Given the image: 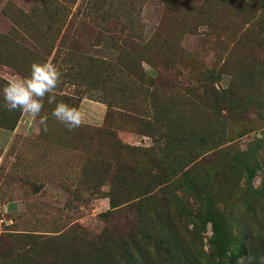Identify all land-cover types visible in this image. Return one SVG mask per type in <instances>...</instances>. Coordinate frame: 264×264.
<instances>
[{
    "label": "rangeland",
    "instance_id": "rangeland-1",
    "mask_svg": "<svg viewBox=\"0 0 264 264\" xmlns=\"http://www.w3.org/2000/svg\"><path fill=\"white\" fill-rule=\"evenodd\" d=\"M263 60L264 0H0V264H236L244 238H264V120L252 109ZM34 61L59 70L53 95L79 127L57 121L47 97L46 126L7 110L3 86ZM186 79L228 88L250 122L195 104ZM153 117L158 145L182 124L202 144L163 168L178 209L197 216L174 235L153 216ZM249 249L257 264L264 247Z\"/></svg>",
    "mask_w": 264,
    "mask_h": 264
},
{
    "label": "trees",
    "instance_id": "trees-1",
    "mask_svg": "<svg viewBox=\"0 0 264 264\" xmlns=\"http://www.w3.org/2000/svg\"><path fill=\"white\" fill-rule=\"evenodd\" d=\"M62 11H64L63 8ZM54 14L56 13L54 12ZM257 67L260 68L259 70L261 71L260 74L262 78V87L264 89V60L258 63ZM254 74L256 75V73ZM210 75L212 76V74ZM210 75L209 78L211 77ZM157 80V78L154 79L153 83H155ZM186 80V84L178 85V87L185 94H187L195 102V104L205 107L206 109L214 108V111L217 107L223 105L220 110L223 111L224 115L221 116L219 113L217 115L219 118L226 117V119L233 120L234 124L250 122L246 118L248 113L246 107L248 104L244 103V100L239 97L235 98V95L232 94L228 88L225 91H216L213 89L211 84L210 86L204 85L198 87L197 85L191 84L188 79ZM252 80L253 77L250 81ZM224 94L227 95L225 96ZM259 95V98L252 104V109H254V120L263 122L264 93L261 92ZM155 124L156 119L153 117V133L151 132L150 134L153 135L152 147L148 149V154L146 155V164L149 168L148 170L153 173L150 175L151 179L149 182L153 191V210H156L153 211V216L159 223L163 224L174 235L176 231L178 232V228L182 229V227L186 226L187 221L189 222L192 218L197 220V216L192 205L188 206L185 212L178 209L179 205H177V197L180 196V191L177 189L174 182H171L169 179L165 178L163 168L168 163H170V171L175 173V168H177L180 162H182V159L191 160L202 144L199 141L197 134L193 132V127L189 124L186 126L182 124L175 126L174 133L171 135V137L163 139V142L158 145V142L156 139H154L155 134L157 133ZM167 152V155L170 156V154H173V157L166 159L165 155ZM122 170L124 172H128L129 174L135 173V169H133V167H128L126 165L120 167V171ZM184 198L187 199V196H184ZM260 206L261 203L259 200H253L251 203L245 204V208L247 209L250 219L259 220V216L263 217L258 212ZM135 237L137 238V236ZM244 239L246 241L240 246L239 256L248 257L249 251H253L252 249H249V246L257 245L259 248L264 247V238H260L259 236H247ZM150 241L151 243L148 241V245L151 246L152 251L155 250L158 253H160L161 250L164 251L163 248H155L158 242L154 240ZM131 243L135 248H139L141 247L140 245L145 244L140 243L137 240H131ZM167 253L168 255L172 254V252L169 250H167ZM245 264H248V262L246 261Z\"/></svg>",
    "mask_w": 264,
    "mask_h": 264
},
{
    "label": "clouds",
    "instance_id": "clouds-1",
    "mask_svg": "<svg viewBox=\"0 0 264 264\" xmlns=\"http://www.w3.org/2000/svg\"><path fill=\"white\" fill-rule=\"evenodd\" d=\"M61 78V73L56 66L50 62H32L30 74L26 77L15 76L2 88L3 99L8 111L21 110L33 118L39 117V123L46 126L47 117L41 116L44 100L55 104L52 116L64 124L69 130L81 125V115L77 108L57 101L53 95ZM252 264L250 258L241 256L236 264ZM257 264H264V255L260 256Z\"/></svg>",
    "mask_w": 264,
    "mask_h": 264
}]
</instances>
